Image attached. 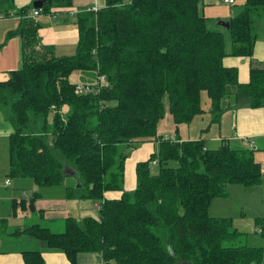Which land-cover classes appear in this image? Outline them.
<instances>
[{
  "label": "trees",
  "instance_id": "16d2710c",
  "mask_svg": "<svg viewBox=\"0 0 264 264\" xmlns=\"http://www.w3.org/2000/svg\"><path fill=\"white\" fill-rule=\"evenodd\" d=\"M71 6L72 0H45L41 9H16L14 0H0V16L19 20L6 40L20 39L22 60L0 82V113L11 129L7 176L52 188L72 168L78 186L65 188L66 200L98 201L99 216L66 217L62 232L31 224L10 233L0 219V238L36 240L68 264L87 253L100 255L102 264H264L263 246L249 245L231 218L209 215L227 186L260 184L253 149L226 141L208 149L204 139L181 140L177 129L204 112L202 94L211 123L230 109L226 98L235 108L264 107V63L252 59L253 16L264 0H245L228 29L210 25L200 0H105L97 12L75 15L76 51L56 57L40 45L39 25L29 15L68 13ZM226 57L250 59L247 83L223 65ZM74 73L104 76L107 85L76 94ZM166 111L176 126L173 139L158 136ZM145 142L156 149L136 164L134 190L124 191L125 160ZM108 192L121 195L107 199ZM34 201L28 200L31 214ZM25 203L17 206L26 210ZM255 223L264 239V220ZM40 249L21 251L24 264H44Z\"/></svg>",
  "mask_w": 264,
  "mask_h": 264
},
{
  "label": "crops",
  "instance_id": "0c3cea01",
  "mask_svg": "<svg viewBox=\"0 0 264 264\" xmlns=\"http://www.w3.org/2000/svg\"><path fill=\"white\" fill-rule=\"evenodd\" d=\"M232 5L225 4L222 0H200V12L203 16L210 20V25L213 26L215 23L228 22L234 16L239 14L242 9L245 0H233ZM33 4V0H14V5L16 9L22 7H29ZM105 7V0H72V6L70 7L71 12L74 14L70 16L67 12H56L50 14L40 13L35 19L36 23L39 25L38 28V41L40 45L50 47L51 52L56 57L71 56L76 51V46L78 42V29L75 22V15L81 11H91L92 9H102ZM34 9V8H33ZM256 24L253 23V33L256 38L253 50L252 59L259 63H264V13H257L255 15ZM19 23L18 18H4L0 20V44L3 43L2 47L7 43L6 35L9 31H13L17 28ZM14 38V39H13ZM11 38L19 43V48L21 46V41L18 37ZM227 39V38H226ZM10 41V40H9ZM38 49V48H37ZM22 60L20 62L16 59L15 62L18 65L8 66L5 68L3 73H0V82L5 81L11 71H15L21 68ZM223 65L227 68H236L238 71V83L245 84L249 80V67L250 59L246 57H226L223 59ZM72 75H77L79 80L82 79V74L74 73ZM232 98H226L223 101V107L230 108L228 111L224 112L217 123H211V115L209 114V100L205 94H202V108L204 112L198 115L190 124H184L177 126L179 131V137L181 140H200L204 139L206 141V148L214 149L221 145L222 141H226L227 144L233 148H246L253 149L254 159L260 164L261 170H264V107L252 109L248 107L235 108L233 106ZM236 106V105H235ZM175 128L170 114L166 111L164 119H162L158 125V136H163L165 138L173 139L175 136ZM10 126L3 120L2 114L0 113V143L1 140L7 139L10 134ZM157 146L156 142H145L134 149L130 156L125 160L124 164V191H132L136 186V176H135V166L138 162L145 161L148 157L155 151ZM7 170V163H5ZM6 167L2 168V171H6ZM66 178H74L73 171H70ZM264 174V172H263ZM262 174V180L258 187H261L264 182V175ZM8 175V173H7ZM64 178V181L66 180ZM15 188L9 189L7 187L11 186V181L6 185L4 182H0V219H5L8 221L10 218V213L13 217H17V203L21 200L28 202L30 195H26L23 198L22 193L27 190L33 191L34 195L41 197V193L36 191L34 185L31 189L27 184L29 179H14ZM26 180V181H25ZM32 181V180H30ZM63 181V182H64ZM33 182V181H32ZM34 184V182H33ZM39 189L51 188L39 187ZM67 186L64 187V190ZM22 189V192H18ZM51 195L50 201H44V199H38L34 202V211L31 215L36 213L41 214L44 219L43 221H60L66 217L70 216V202H76V200H66L65 193L62 191L54 193ZM264 194V193H263ZM19 195L18 197H15ZM120 192H108L105 197L107 199H115L120 197ZM6 201V204L3 202ZM11 202V208L9 210L7 202ZM16 201L17 203H14ZM214 201V200H213ZM213 201L209 207V215L214 218H231L232 226L240 234H243L249 245H258L264 247V239L262 243L252 244L250 240L252 239L255 243L257 242L256 236V219L264 220L263 213L258 214L250 213V216L244 214L241 211L240 216L227 217L225 214L218 213V208L213 207ZM95 207L98 203L94 204ZM23 210V207L20 205ZM25 211V210H23ZM27 214V212H23ZM90 215V214H89ZM25 215L23 218H26ZM26 225H20L17 227H23ZM6 238H0V264H24L21 256L20 249H3L2 244ZM21 240V236L19 237ZM260 239V238H259ZM244 240V239H243ZM40 246L38 244V248ZM41 250V249H40ZM42 258L44 264H68L67 259L64 254L60 252H52L41 250ZM77 264H102L101 257L98 254H79L77 256Z\"/></svg>",
  "mask_w": 264,
  "mask_h": 264
},
{
  "label": "rangeland",
  "instance_id": "374dc122",
  "mask_svg": "<svg viewBox=\"0 0 264 264\" xmlns=\"http://www.w3.org/2000/svg\"><path fill=\"white\" fill-rule=\"evenodd\" d=\"M260 14L264 13V10L259 11ZM258 12V13H259ZM255 15L253 16V23L256 24V20L254 22ZM14 39V38H13ZM11 41V39L7 40V43L2 47L3 43L0 44V73L6 72L4 71L6 67L8 66H14L17 65L15 60L17 59L19 62L21 60V46L19 48V43L16 42V44H13L14 41ZM75 53V52H74ZM73 55V54H72ZM22 62V61H21ZM18 66V65H17ZM85 74V75H84ZM93 73H83L82 79L79 80V77L77 75H72L70 77V81L72 83H83V81L93 79L94 81L98 78H94ZM100 77V76H99ZM100 88V87H98ZM63 112L66 111V108L62 110ZM7 158H8V140L3 139L1 140L0 143V182H4V179H7L8 181H11V186L7 187L9 189L15 188L14 186V179L13 178H8L7 173L9 170H7V167L5 163H7ZM6 167V171H2V168ZM72 168H65L64 169V175L67 176L70 171H72ZM152 173H156V168L152 167L151 169ZM264 170H262L263 174ZM264 175V174H263ZM26 181V180H25ZM29 183L27 184L31 189H34L32 185H34L36 191H39L41 193V197L38 198V196L34 195L33 191H29L26 189L24 193H22L23 198L25 196L30 195L35 199V201L38 199H44V201H50L51 195H55L54 193L58 192L61 193L64 191L65 186H71V187H77L78 183L77 180L74 178H66V180L58 187H52L51 189L53 190H48V189H39L38 187L33 184L30 179L28 180ZM16 189V188H15ZM18 192H22V189L19 190ZM65 193V192H64ZM264 182L261 187L254 186V187H243L239 185H229L226 187V194L227 197H218L214 199L213 201V207H219L218 208V213L220 214H225L227 217H236L240 216L241 211L244 214H247L250 216V213L252 214H258L262 212L264 214ZM19 195L15 196L18 197ZM34 201V202H35ZM6 204V201H3ZM95 203H99L98 201L94 202L92 200H85V201H78L76 202H70V216L75 218L76 220H80L81 218L90 216L93 218H97L99 216L98 212V206L95 207ZM8 208L10 210L11 208V202L8 201ZM27 209L23 211L20 206H17V217H13L10 213V218L8 219V232L13 233V229L17 228V226L20 225H26L30 226L31 224H40L43 227L49 228L52 232H62L63 231V226L60 221H56L54 224L49 222V221H43L42 219L43 216L41 214L36 213L35 215L30 214V209L29 208V203H25ZM27 212V214L22 213ZM90 214V215H89ZM25 215L26 218H23ZM264 218V215H263ZM254 236L258 237L256 233L253 234ZM4 239L2 248L3 249H8V248H13V249H20V250H30L34 251L37 250L39 242L36 240H32L30 238H27L25 236H21V240L19 238L13 237V236H3ZM253 242V243H252ZM250 243L252 244H257V243H262V240L257 238V242L255 243L252 239L250 240ZM256 246H259L256 245Z\"/></svg>",
  "mask_w": 264,
  "mask_h": 264
},
{
  "label": "built area",
  "instance_id": "2783aa9c",
  "mask_svg": "<svg viewBox=\"0 0 264 264\" xmlns=\"http://www.w3.org/2000/svg\"><path fill=\"white\" fill-rule=\"evenodd\" d=\"M222 2H224L225 4H228V5H232L233 4V0H222ZM91 11L93 12H97L98 9H92ZM40 10H32L31 13H30V17L31 18H36L39 14H40ZM70 14V16H72L74 13L73 12H68ZM4 19L3 16H0V20ZM107 85L106 84V81H105V77L104 76H100L98 77L95 81H93V83H77L76 84V87H75V93L76 94H87V93H90L92 92L95 88H98V87H102V86H105ZM152 165H154V162L152 163ZM5 184L8 185L9 184V181H5ZM256 232L257 233H261V229L260 228H257L256 229Z\"/></svg>",
  "mask_w": 264,
  "mask_h": 264
},
{
  "label": "water",
  "instance_id": "95a60500",
  "mask_svg": "<svg viewBox=\"0 0 264 264\" xmlns=\"http://www.w3.org/2000/svg\"><path fill=\"white\" fill-rule=\"evenodd\" d=\"M44 3H45V0L34 1L33 2V8L34 9H41L43 7ZM218 25L223 27V28H225V29L229 28V23L228 22H223L222 21V22H219ZM69 174H71V172Z\"/></svg>",
  "mask_w": 264,
  "mask_h": 264
}]
</instances>
